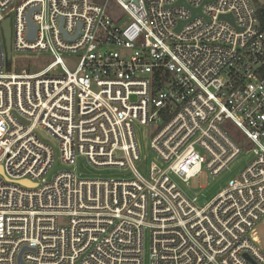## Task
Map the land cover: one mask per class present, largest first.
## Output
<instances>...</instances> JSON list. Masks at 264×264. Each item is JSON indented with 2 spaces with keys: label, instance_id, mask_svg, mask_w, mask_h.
<instances>
[{
  "label": "built area",
  "instance_id": "built-area-1",
  "mask_svg": "<svg viewBox=\"0 0 264 264\" xmlns=\"http://www.w3.org/2000/svg\"><path fill=\"white\" fill-rule=\"evenodd\" d=\"M180 1L0 0V264H144L145 233L148 264H264L257 8ZM17 60L45 64L18 70ZM136 125L149 130L147 167ZM53 147L66 169L48 179ZM243 154L211 199L189 190L203 169L217 178ZM78 156L124 175H77Z\"/></svg>",
  "mask_w": 264,
  "mask_h": 264
},
{
  "label": "rangeland",
  "instance_id": "rangeland-1",
  "mask_svg": "<svg viewBox=\"0 0 264 264\" xmlns=\"http://www.w3.org/2000/svg\"><path fill=\"white\" fill-rule=\"evenodd\" d=\"M252 3L256 8L264 4V0H251ZM107 13L111 17V19L119 23L120 25H123L128 20V16L126 13L120 9L113 1H109L107 4ZM65 63L67 64V67L69 69H73L74 67V58H66ZM45 64L44 61H27V60H17L15 62L16 68L22 69H29L31 71H36L40 69ZM226 128L228 129V132L234 136L239 137L238 130L232 125L230 122H226ZM135 133H136V139L138 142V146L140 148V156L141 159H145L144 161V167H147L150 160L153 159V155L149 152V130L146 127L142 126H135ZM54 149V162L52 164V168L49 170L48 174L46 175V178H51L53 174L57 173L58 171H61L63 169H66V166L63 165L60 161V154L57 147H53ZM246 162V155L243 154L239 159L224 173H222L217 178L210 177L207 172L203 169L202 172L199 174L197 178H194L191 180L189 184V190L192 193L196 194H202V198L200 202H206L209 199H211L218 191H220L224 187V183L227 179L232 177L236 172H238L244 163ZM137 167L141 168L140 164L136 165ZM74 171L78 175L84 177H90V178H117L122 177L124 175V172L121 170L115 169V168H103V169H96L90 166L86 159L82 156H78L75 161L74 165ZM258 239L260 241V247L262 250H264V221H261L256 226ZM149 236L147 233H145L144 236V254H143V263L148 264L149 261Z\"/></svg>",
  "mask_w": 264,
  "mask_h": 264
},
{
  "label": "water",
  "instance_id": "water-1",
  "mask_svg": "<svg viewBox=\"0 0 264 264\" xmlns=\"http://www.w3.org/2000/svg\"><path fill=\"white\" fill-rule=\"evenodd\" d=\"M179 4H183L185 5V0H181L179 2ZM200 10H194L192 11L193 12V16L199 14ZM222 19H226V16H221ZM2 28H3V35H4V42H5V49H6V56H7V59L10 58V55H11V51H10V27H9V20L6 19L4 20L3 24H2ZM33 30H34V27L32 25H30V36L32 37L33 35ZM0 174H2V169L0 167Z\"/></svg>",
  "mask_w": 264,
  "mask_h": 264
},
{
  "label": "trees",
  "instance_id": "trees-1",
  "mask_svg": "<svg viewBox=\"0 0 264 264\" xmlns=\"http://www.w3.org/2000/svg\"><path fill=\"white\" fill-rule=\"evenodd\" d=\"M256 15L259 21V28L261 30H264V4H262L261 6L257 8Z\"/></svg>",
  "mask_w": 264,
  "mask_h": 264
}]
</instances>
